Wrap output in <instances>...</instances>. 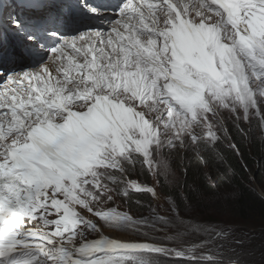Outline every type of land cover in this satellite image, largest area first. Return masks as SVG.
I'll return each mask as SVG.
<instances>
[{
  "label": "snow or ice",
  "instance_id": "obj_1",
  "mask_svg": "<svg viewBox=\"0 0 264 264\" xmlns=\"http://www.w3.org/2000/svg\"><path fill=\"white\" fill-rule=\"evenodd\" d=\"M3 2L0 33L19 43L0 42V264H254L244 241L179 203L140 217L109 205L157 196L130 178L137 166L163 187L176 156L222 160L218 146L254 120L264 135V0H121L108 25L74 18L70 35L62 0H24L31 16ZM165 230L179 239L148 236Z\"/></svg>",
  "mask_w": 264,
  "mask_h": 264
},
{
  "label": "trees",
  "instance_id": "obj_2",
  "mask_svg": "<svg viewBox=\"0 0 264 264\" xmlns=\"http://www.w3.org/2000/svg\"><path fill=\"white\" fill-rule=\"evenodd\" d=\"M257 125L258 121L255 120L246 134L232 129L231 140L222 141L217 149L222 160L205 157L208 162L204 163L191 153L184 159H181L179 155L176 156L171 165L175 170V182L165 188L164 181L161 179L160 184L163 187L157 184V188L163 195L168 196L175 206L177 203L182 208L185 204L204 205L208 211L223 208L243 221L264 220V197L257 189H261L264 193V135L261 134ZM243 127L246 130L249 129L247 124ZM229 143H235L239 147V156L229 150ZM185 168L187 172L184 171ZM142 173L148 176L145 171ZM208 176L212 179L209 180ZM130 177L133 176L130 175ZM139 179L149 184V181L141 177ZM117 197L132 212L141 211L144 204H147V210H150V202L146 200L147 194H133L128 199L122 196ZM109 206L112 207V205ZM129 210L127 211L131 212ZM152 238L159 242L166 241L162 237ZM166 261L171 262L169 259L160 257L159 263L166 264Z\"/></svg>",
  "mask_w": 264,
  "mask_h": 264
},
{
  "label": "rangeland",
  "instance_id": "obj_3",
  "mask_svg": "<svg viewBox=\"0 0 264 264\" xmlns=\"http://www.w3.org/2000/svg\"><path fill=\"white\" fill-rule=\"evenodd\" d=\"M20 0H10L8 3V9L12 10L14 8L15 11L20 12L21 7L19 4ZM108 12H106L107 14ZM255 122V120L253 121ZM231 123L229 122V125ZM173 169V168H172ZM135 170L130 172V175L132 180H136L137 182L140 181V177L143 180L150 181L151 184L141 183L140 184H146L148 186H154L156 187L157 196L153 197L151 194H148V198L146 200L150 202V210H147V204H144L142 206L141 211L132 212L131 210L127 209L124 203L117 197L116 195L113 196V201L110 203L112 207L116 208L118 211H125L127 210L131 211L128 212L134 217H140V216H149L152 214L153 210H155V213L158 215H174L172 212L173 207H175L172 200L166 196L163 195L159 189L157 188V181L156 179L149 175L146 177L142 173V170L137 166ZM141 171V174H140ZM173 175L168 178V180H165L164 178H161L164 181V187L166 188L167 185H171L175 182V170H173ZM138 174V176H137ZM140 174V175H139ZM151 177V178H150ZM150 179V180H148ZM153 179V180H151ZM155 180V181H154ZM154 181V182H153ZM258 192L264 194L261 189L257 188ZM136 202V201H135ZM138 203V202H137ZM144 203V201L142 202ZM204 204V203H203ZM208 205V204H207ZM146 207V209H144ZM209 209V208H208ZM182 214H187L188 216L195 218L197 221H207L211 224L220 225L221 227L226 229V235H228V241L229 244H234L235 239H240L244 241L245 247L247 249L246 258L253 261L254 264H264V220H246L243 221L240 218L228 213L225 209L221 208L219 210H206L205 206H195L193 204H185L182 208ZM99 223V222H98ZM105 229V228H104ZM107 229V228H106ZM248 232V234H247ZM121 235H124L127 239H140V237H137L134 233H118ZM148 236L150 238L152 237H162L164 238L165 243L169 240L173 239H179L174 236V234L171 231H157V232H148ZM96 234H89L88 239H96ZM182 238L185 241H193L196 239L195 236H188L186 234H182ZM155 242H159L156 239L152 238ZM169 247L178 246L177 244H168ZM237 251H240L239 248H237ZM160 261V258H159ZM163 264V263H159ZM166 264H178L177 261L171 260L170 263L166 261Z\"/></svg>",
  "mask_w": 264,
  "mask_h": 264
},
{
  "label": "bare ground",
  "instance_id": "obj_4",
  "mask_svg": "<svg viewBox=\"0 0 264 264\" xmlns=\"http://www.w3.org/2000/svg\"><path fill=\"white\" fill-rule=\"evenodd\" d=\"M98 24L101 26V27H105V25H106V22H105V20L104 19H99V21H98ZM135 172H137L138 173V171L135 169ZM143 172V171H142ZM140 174H141V171H140ZM139 174V175H140ZM137 176H138V174H137ZM131 178V177H130ZM151 178V177H150ZM148 180H150V179H148ZM151 180H153V179H151ZM155 181V180H154ZM153 181V182H154ZM161 181V180H160ZM150 182V181H149ZM139 183H140V181H139ZM142 183V182H141ZM145 183V182H144ZM149 184H151V183H149ZM148 195V194H147ZM103 234L104 235H108V236H112V238H119V239H127L126 237H124V235H121V234H114V233H112V231L111 230H109V229H104L103 228Z\"/></svg>",
  "mask_w": 264,
  "mask_h": 264
},
{
  "label": "water",
  "instance_id": "obj_5",
  "mask_svg": "<svg viewBox=\"0 0 264 264\" xmlns=\"http://www.w3.org/2000/svg\"><path fill=\"white\" fill-rule=\"evenodd\" d=\"M259 193H260V192H259ZM260 195H261L262 197H264V194L260 193Z\"/></svg>",
  "mask_w": 264,
  "mask_h": 264
}]
</instances>
